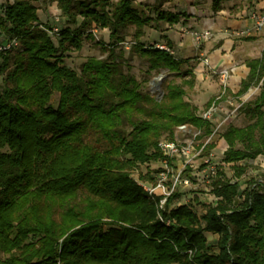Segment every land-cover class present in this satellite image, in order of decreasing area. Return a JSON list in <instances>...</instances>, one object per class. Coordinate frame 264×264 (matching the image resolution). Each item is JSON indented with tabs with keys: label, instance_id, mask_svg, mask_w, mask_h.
Returning a JSON list of instances; mask_svg holds the SVG:
<instances>
[{
	"label": "trees",
	"instance_id": "obj_1",
	"mask_svg": "<svg viewBox=\"0 0 264 264\" xmlns=\"http://www.w3.org/2000/svg\"><path fill=\"white\" fill-rule=\"evenodd\" d=\"M228 1L212 0L213 11ZM58 4L76 25L59 30L58 45L32 0H14L0 13V38L20 41L0 54V264H264V180L253 178L244 188L240 181L245 162L264 156V53L248 61L237 93L261 84L260 94L241 107L250 123L223 132V160L235 178L220 172L212 183L217 200L201 214L190 203L172 206L179 192L161 208L162 198L150 195L134 172L162 160L165 134L174 140L176 128L191 124L210 135L212 123L185 101L181 86H167L160 101L143 92L118 56L92 57L79 74L64 54L81 49L94 26L110 30L113 54L134 26L132 51L150 71L180 74L182 60L140 38L154 21L173 25L189 14L147 16L134 0ZM183 75L193 85V71ZM139 179L153 180L150 171ZM207 233L219 235L214 247Z\"/></svg>",
	"mask_w": 264,
	"mask_h": 264
},
{
	"label": "rangeland",
	"instance_id": "obj_2",
	"mask_svg": "<svg viewBox=\"0 0 264 264\" xmlns=\"http://www.w3.org/2000/svg\"><path fill=\"white\" fill-rule=\"evenodd\" d=\"M13 1L14 0H0V13L3 12L8 3H12ZM235 1L236 2L234 3H229V1L224 2L222 10L238 9V6H241V8H249L252 5V2L250 3L246 0ZM32 3L37 7L38 15L44 25L52 28L57 26L59 30L66 27H70L72 29L76 27V25L71 24L68 18L63 15L62 10L59 8L58 0H32ZM134 7H136L140 13L152 17H156L159 10H169L172 12L185 11L192 16L202 14V16L208 15L210 17H213L214 13H218L212 9V0H134ZM222 10L220 12H222ZM78 19L79 22L82 20L81 17H78ZM166 27V22H152L151 26H146L144 28L145 32L140 38V41L145 45H155L156 47L158 44H168L167 38L164 35V32L167 30ZM184 29L185 28L180 27L177 31L182 34V36L189 35V33L192 35V32L196 31L195 29L188 27L186 28L187 32H184ZM91 31L93 36H87V33L84 35L81 49L68 51L64 54L65 64L77 71L79 74L82 73L83 65L92 57L103 60H111L112 56H118L119 60L123 63V72L136 77L141 83V90L143 92L150 93L154 99L160 101L166 95L167 86H181L186 92L184 97L185 101L196 107V113L198 115L200 112L208 108L207 103L211 99L219 97L225 90L219 73L221 70H215L214 68H211L209 64H206L204 62L206 56H201L199 54L189 57L190 53H180L179 50L174 48L175 46L168 44L172 49H174V55L183 61L181 73H173L166 69L160 71H150L148 61L132 51V46L136 42V28L134 26H130L123 31L122 34L125 35V40L117 43L113 54L109 45L112 41L110 38V30L108 28L100 29L94 26ZM49 32L54 43L58 45L59 34L50 30ZM261 38H264V35H262ZM195 44L197 43L195 42ZM260 50L264 53V41L261 44V47L256 50V53L258 54ZM187 70L193 71L196 75L193 85L187 83L190 76L183 75ZM231 74L232 73L230 71V77L227 80V90H225V94L217 103L219 106L217 111V121L218 123H223L222 127L214 133L212 132L210 135H203L202 133L203 136L196 139L192 138V134L187 132L183 133L179 128H176L175 130L174 140H178L180 142H193V146L195 147L197 154L195 155L192 164L189 165L188 169L182 174V177L184 178L190 177L191 182L188 184L183 183L179 186L177 192L181 193L180 198L172 206L190 203L195 210L201 214L204 211V205L213 202V182L211 185L208 181L204 180L203 172L201 171L207 158L218 164V173L215 179L220 176V172H223L224 178H235V172L232 164H226L223 160L224 152L226 150V140L223 138V132L230 124L236 126H246L250 123L244 112L241 110V107L243 103L252 101L256 98L261 84L257 87H252L251 94L248 96L245 95L240 97L237 94L239 89L238 82L230 84ZM4 78L5 74L0 77V92L4 88ZM58 99L59 93L55 92L52 98L53 103H57ZM236 106H238L237 110H235ZM226 111H233L227 120L225 119ZM213 130H215L214 126ZM163 139L170 140L167 134L163 136L162 140ZM204 143H206V145L202 149V145H204ZM212 144L214 146L209 148ZM198 151L201 153H198ZM176 162H179L181 165L179 158L176 159ZM245 163L247 164V171L243 174L240 180L243 188L246 187L248 182L253 178L261 181L264 180V156H259L257 159L250 160ZM178 164H176V168ZM161 166L162 163L160 161L151 162L150 166L143 165L139 172L146 173L150 171L151 174L154 169H158ZM139 172L135 171L133 174L136 179H139ZM207 237L210 245L214 247L219 239V235L207 233Z\"/></svg>",
	"mask_w": 264,
	"mask_h": 264
},
{
	"label": "crops",
	"instance_id": "obj_3",
	"mask_svg": "<svg viewBox=\"0 0 264 264\" xmlns=\"http://www.w3.org/2000/svg\"><path fill=\"white\" fill-rule=\"evenodd\" d=\"M234 2L236 1H229V3ZM256 8H264V0H254L249 8H241V6H238V9H224L222 12L219 11L217 14L214 13L213 17L208 15L202 16V14H196L197 16L189 14V17H183L177 24L170 25L166 23L167 30L164 32V35L167 38V43L171 46H175L174 48L179 50L180 53H190L189 57L199 54L201 56H206L210 61L209 65L211 68L215 70H230L232 73L230 84L238 82V93L241 89L242 81L246 79L250 73V67L247 64L248 61L260 58L263 55L262 49L258 54L256 50L261 47L264 41V38H261V36L264 35V31L259 34L245 37H240L236 34L237 31L244 29L250 24L247 14L250 10ZM180 27L185 29L189 27L198 31L209 29L212 31L213 36L200 45H197L190 33L189 35L182 36V34L177 31ZM252 87L242 96L251 94ZM260 92L261 87L257 96ZM227 113L226 111V114ZM227 148L228 144L226 142V149Z\"/></svg>",
	"mask_w": 264,
	"mask_h": 264
},
{
	"label": "built area",
	"instance_id": "obj_4",
	"mask_svg": "<svg viewBox=\"0 0 264 264\" xmlns=\"http://www.w3.org/2000/svg\"><path fill=\"white\" fill-rule=\"evenodd\" d=\"M248 18L250 20V24L245 27L242 30H239L236 32V34L240 37L245 36H251L255 34H259L264 31V8L260 9H252L248 12ZM184 32H187L186 29L183 30ZM52 32H55L56 34L59 33V28L57 26L52 28ZM193 38L195 42L200 45L204 41L210 39L212 35V31L209 29L203 30V31H193L192 32ZM20 47V41L18 38H0V54L15 50ZM158 48L165 50L171 54L174 55V49H172L168 44L162 43L157 45ZM204 62L206 64H209V59L205 57ZM221 81L224 85V89L227 90V80L230 77V71L228 69H224L219 71ZM225 90L222 92V94L215 98L211 106H209L207 109L200 112L199 116L203 118L204 120H207L212 123V125L215 127V130H213V133L216 130H219L222 127L223 123H218V108L219 106L217 103L221 100L223 95L225 94ZM238 109V106L235 107V110ZM233 113V111H230L226 114V120L230 117V115ZM183 133H190L192 134V138L196 139L198 137H201L203 131L201 129L195 128L191 124H183L178 127ZM206 143L202 145V149L205 147ZM160 149L163 154V158L160 161L162 163V166L158 169H154L151 172L152 181H142L140 179H137L138 183L141 184L144 189L150 194V195H156L160 196L161 204L160 207L164 208L165 203L171 195L176 193L179 189V186L181 184H188L191 182L190 177H182V174L184 171L188 169V166L192 164L193 159L195 155L197 154V151L195 150V147L193 146V142H180L178 140H166L163 139L159 143ZM201 149V150H202ZM198 153H201L198 151ZM179 158V161L181 162L178 164L176 162V159ZM176 164L177 168H176ZM203 172V179L208 181L210 184L214 181L215 177L218 173V164L215 162H212L210 159L207 158L206 162L203 164V167L201 169ZM212 185V184H211ZM217 200L216 196L214 195L213 201ZM167 223H170V220H167Z\"/></svg>",
	"mask_w": 264,
	"mask_h": 264
}]
</instances>
